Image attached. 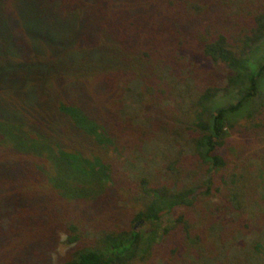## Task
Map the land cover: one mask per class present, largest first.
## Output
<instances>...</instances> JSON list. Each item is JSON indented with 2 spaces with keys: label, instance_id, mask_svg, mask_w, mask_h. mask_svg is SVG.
I'll list each match as a JSON object with an SVG mask.
<instances>
[{
  "label": "trees",
  "instance_id": "1",
  "mask_svg": "<svg viewBox=\"0 0 264 264\" xmlns=\"http://www.w3.org/2000/svg\"><path fill=\"white\" fill-rule=\"evenodd\" d=\"M136 80L179 125L154 178L117 156L154 135L122 114ZM262 136L264 0H0V264L218 255L264 229Z\"/></svg>",
  "mask_w": 264,
  "mask_h": 264
},
{
  "label": "rangeland",
  "instance_id": "2",
  "mask_svg": "<svg viewBox=\"0 0 264 264\" xmlns=\"http://www.w3.org/2000/svg\"><path fill=\"white\" fill-rule=\"evenodd\" d=\"M163 74L164 77L168 76L166 70L163 71ZM140 89V81L136 80L130 84L125 94V104L122 114L125 118L133 119L137 124L150 129L154 128V135L150 140L145 142L142 151L138 153L131 154L123 148L118 150L117 153L118 158L121 159L122 168L133 179L140 177L154 178L168 157L175 154L178 149V144L175 140V130L179 125L174 121L173 117L164 114L165 109L161 108L159 112H153L152 109H148L138 95ZM239 138L235 133L231 136L233 140ZM181 140L182 144H187V138L183 136ZM245 144V147L250 151L245 159V164H254L251 167L255 175L258 176V181L262 183V192H264V153L261 151L264 145V136L262 138H254ZM170 221L171 216L166 215L163 218L161 226L168 225ZM161 226H154V229L160 230ZM141 227L144 229H148V227L152 228L151 226ZM87 237L91 238L92 233L88 232ZM64 241L61 242L57 254H54V260H58L59 255H65L66 251L68 252L69 249H72ZM218 262L223 264L224 262L227 264H264V229L262 232L251 234L238 233L233 243L228 242L226 247L220 249L218 255L206 254L193 264H217ZM155 264L164 263L157 260Z\"/></svg>",
  "mask_w": 264,
  "mask_h": 264
}]
</instances>
